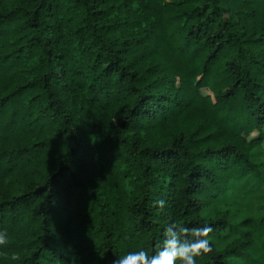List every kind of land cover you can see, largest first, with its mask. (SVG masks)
<instances>
[{
  "label": "trees",
  "instance_id": "16d2710c",
  "mask_svg": "<svg viewBox=\"0 0 264 264\" xmlns=\"http://www.w3.org/2000/svg\"><path fill=\"white\" fill-rule=\"evenodd\" d=\"M263 127L264 0H0V264L152 255L172 222L213 228L197 264H264V214L251 255L202 213Z\"/></svg>",
  "mask_w": 264,
  "mask_h": 264
},
{
  "label": "rangeland",
  "instance_id": "374dc122",
  "mask_svg": "<svg viewBox=\"0 0 264 264\" xmlns=\"http://www.w3.org/2000/svg\"><path fill=\"white\" fill-rule=\"evenodd\" d=\"M251 158L254 166L250 172L232 180L224 193L205 206L202 213L210 217L221 215L230 222L215 240L218 247L230 249L235 246L238 251L255 255L257 247H249L252 238L243 221L248 218L247 222H253L264 214V142L252 149ZM244 258L240 253L229 259L233 264H242Z\"/></svg>",
  "mask_w": 264,
  "mask_h": 264
},
{
  "label": "clouds",
  "instance_id": "9594fccd",
  "mask_svg": "<svg viewBox=\"0 0 264 264\" xmlns=\"http://www.w3.org/2000/svg\"><path fill=\"white\" fill-rule=\"evenodd\" d=\"M161 208L164 201L156 202ZM213 228L205 224L202 227L188 228L182 223L172 222L164 228L163 240L159 250L152 255L146 250L130 251L113 261V264H197V257L212 251L209 236ZM6 232H0V245H7ZM12 260H19L18 255H13Z\"/></svg>",
  "mask_w": 264,
  "mask_h": 264
}]
</instances>
